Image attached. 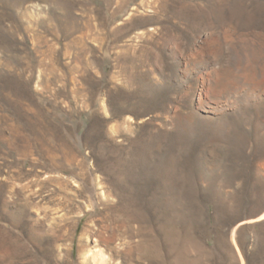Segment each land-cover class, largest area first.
Returning a JSON list of instances; mask_svg holds the SVG:
<instances>
[{"label": "rangeland", "instance_id": "374dc122", "mask_svg": "<svg viewBox=\"0 0 264 264\" xmlns=\"http://www.w3.org/2000/svg\"><path fill=\"white\" fill-rule=\"evenodd\" d=\"M0 264H264V0H0Z\"/></svg>", "mask_w": 264, "mask_h": 264}, {"label": "bare ground", "instance_id": "6f19581e", "mask_svg": "<svg viewBox=\"0 0 264 264\" xmlns=\"http://www.w3.org/2000/svg\"><path fill=\"white\" fill-rule=\"evenodd\" d=\"M252 65V64H251Z\"/></svg>", "mask_w": 264, "mask_h": 264}]
</instances>
